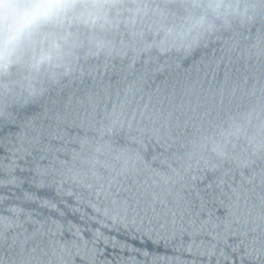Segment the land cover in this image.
Wrapping results in <instances>:
<instances>
[{
    "label": "water",
    "instance_id": "water-1",
    "mask_svg": "<svg viewBox=\"0 0 264 264\" xmlns=\"http://www.w3.org/2000/svg\"><path fill=\"white\" fill-rule=\"evenodd\" d=\"M249 2L189 51L121 29L35 94L0 79V264H264V0Z\"/></svg>",
    "mask_w": 264,
    "mask_h": 264
},
{
    "label": "clouds",
    "instance_id": "clouds-1",
    "mask_svg": "<svg viewBox=\"0 0 264 264\" xmlns=\"http://www.w3.org/2000/svg\"><path fill=\"white\" fill-rule=\"evenodd\" d=\"M173 9L146 0H0V79L29 95L45 78L68 75L80 58L115 50L109 36L126 30L133 43L153 40L145 50L189 51L218 25L250 19L249 0H170ZM7 87V85H5ZM234 134L222 131L211 151L227 149ZM18 211V210H16Z\"/></svg>",
    "mask_w": 264,
    "mask_h": 264
}]
</instances>
